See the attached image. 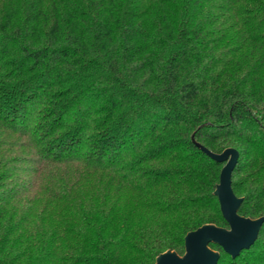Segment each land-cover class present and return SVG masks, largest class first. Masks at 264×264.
Masks as SVG:
<instances>
[{
  "label": "trees",
  "instance_id": "trees-1",
  "mask_svg": "<svg viewBox=\"0 0 264 264\" xmlns=\"http://www.w3.org/2000/svg\"><path fill=\"white\" fill-rule=\"evenodd\" d=\"M237 150L264 216V0H0V264H154ZM264 264V220L232 257Z\"/></svg>",
  "mask_w": 264,
  "mask_h": 264
},
{
  "label": "water",
  "instance_id": "water-1",
  "mask_svg": "<svg viewBox=\"0 0 264 264\" xmlns=\"http://www.w3.org/2000/svg\"><path fill=\"white\" fill-rule=\"evenodd\" d=\"M198 146L212 158L224 162L214 193L228 228L205 223L185 234L182 255L165 250L156 257L154 264H215L219 253L210 248V243L219 245L234 257L254 242L264 220V216L250 218L237 213L241 197H237L231 188V172L237 160V150L228 147L220 153H214L200 144Z\"/></svg>",
  "mask_w": 264,
  "mask_h": 264
}]
</instances>
